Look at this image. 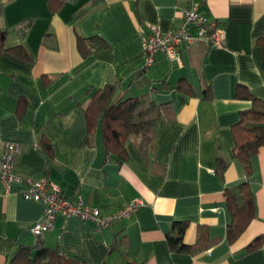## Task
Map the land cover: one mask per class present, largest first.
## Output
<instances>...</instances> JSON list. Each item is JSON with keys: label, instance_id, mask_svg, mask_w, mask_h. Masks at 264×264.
<instances>
[{"label": "crops", "instance_id": "0c3cea01", "mask_svg": "<svg viewBox=\"0 0 264 264\" xmlns=\"http://www.w3.org/2000/svg\"><path fill=\"white\" fill-rule=\"evenodd\" d=\"M8 28L5 48L20 45L27 57L6 49L0 56V154L9 141L22 144L14 162L23 176L46 174L72 201L81 197L104 213L141 199L137 210L106 227L77 216L57 215L41 247L83 264H264V145L251 154V170L237 157L232 126L251 101L235 97L244 84L264 98V0H0ZM195 3L224 28L221 44L205 37L183 44L176 57L157 52L146 65L143 36L152 25L176 27L184 7ZM27 31L20 34L15 26ZM102 36L107 45L82 55L77 35ZM144 80H131L140 71ZM180 78L194 90L163 88ZM151 92L170 102L175 118L156 124L153 147L140 148L134 133L128 159L107 158L98 122L89 128L85 107L95 89ZM131 82V84H130ZM126 87V88H125ZM162 87V88H161ZM52 144L47 153L40 141ZM225 159L222 172L219 157ZM249 181L251 220L233 242L224 191L241 200ZM22 183L0 178V264L36 247L32 227L44 203L24 197ZM208 248L194 252L199 228ZM259 236L258 246H247Z\"/></svg>", "mask_w": 264, "mask_h": 264}, {"label": "trees", "instance_id": "16d2710c", "mask_svg": "<svg viewBox=\"0 0 264 264\" xmlns=\"http://www.w3.org/2000/svg\"><path fill=\"white\" fill-rule=\"evenodd\" d=\"M3 6L4 3L0 1V56L6 49L13 48L16 53L27 57L26 51L24 49L21 50L20 45L5 48L8 28L1 22ZM27 28L28 24L25 25V29L20 25L15 26L14 29L20 34H24ZM209 32H212V30H209ZM207 39L214 43L210 38ZM258 43L263 49L264 69V36L258 39ZM105 45H107V41L98 34L88 37L81 34L77 35V46L84 56L95 52ZM143 80V71L140 70L131 82H141ZM162 84L163 88H177L188 94L194 93L192 85L185 81L184 78H180L176 83L172 82V84L163 80ZM118 85L117 82L115 84L110 83L95 89L89 103L85 107V112L90 129L98 122L100 124L107 158H114L122 162L128 159L129 154L126 142L134 133H138L140 136V148L149 150L154 144L156 124L161 120L174 119L176 113L172 103H158L154 100L151 92L160 89L157 86H152L151 92L132 95L127 91H118ZM235 97L251 101L249 107L241 110L239 120L232 126L235 153L249 174L251 170V154L264 145V98L255 94L244 84L237 86ZM40 145L47 153L52 152V144L46 137L41 139ZM219 160L218 171L222 172L225 159L220 156ZM238 189L241 192V200L236 197L231 189H225L224 191L226 203L231 213V221L226 228V239L229 242H233L239 237L250 223L252 217L249 208L253 194L249 181L241 182L238 185ZM61 193L63 194L62 190ZM260 240L261 238L257 236L247 246V250L255 249ZM215 241V239L210 238L208 228L202 226L199 228L196 242L190 250L194 252L202 251ZM41 246L40 243H37L36 247L38 248L35 250V246H31L30 252L16 257L10 264H83L76 259L61 254H47V249ZM129 264H141V262L129 261Z\"/></svg>", "mask_w": 264, "mask_h": 264}, {"label": "built area", "instance_id": "2783aa9c", "mask_svg": "<svg viewBox=\"0 0 264 264\" xmlns=\"http://www.w3.org/2000/svg\"><path fill=\"white\" fill-rule=\"evenodd\" d=\"M212 30V32H209ZM224 28L216 20H210L192 3L181 11L180 23L168 30L158 25H152L150 31L143 36V52L146 65H151L157 52H164L169 57H176L183 44L195 42L200 37L210 38L215 44L224 40ZM22 144L9 141L5 150L0 154V178L7 186L13 181L22 183L21 192L26 198L44 203L43 218L35 222L32 231L36 242L41 244L46 230L54 227L57 215L77 216L84 221H91L96 227H106L135 212L142 203L141 199L122 204L117 210L104 213L99 207L92 206L81 197L72 201L61 193L49 177L23 176L14 168V162L21 150Z\"/></svg>", "mask_w": 264, "mask_h": 264}]
</instances>
